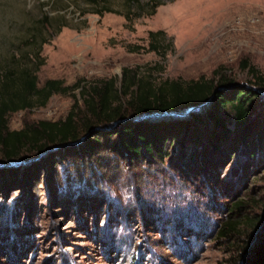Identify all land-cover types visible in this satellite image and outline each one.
Masks as SVG:
<instances>
[{"label":"rangeland","instance_id":"obj_1","mask_svg":"<svg viewBox=\"0 0 264 264\" xmlns=\"http://www.w3.org/2000/svg\"><path fill=\"white\" fill-rule=\"evenodd\" d=\"M137 4L139 8L127 0H0V62L12 52L10 38L19 36L45 13L50 19L62 17L64 26L58 28L56 21H50L42 30L46 42L40 46L38 85L50 79L61 80L64 86L78 80L85 85L114 79L118 84L122 69L150 75L156 82H185L209 79L216 68L236 83L245 84L249 77L240 67L242 61L264 76V0H137ZM102 8L115 13L97 15L95 10ZM157 31L163 33V50L153 52L148 33ZM20 50L31 53L35 47L20 45ZM77 93L74 89L71 95L54 94L43 108L11 114L8 129L64 118L73 96L78 99ZM219 160L214 164L216 180L187 181L184 177L178 181L151 175L150 187L142 194L147 211L154 213L155 224L137 211L128 228L110 223L117 226V233L108 241L106 211L102 208V214L96 213L102 206L91 209L96 212H90L94 217L89 220L87 213L75 210L81 207L70 208L52 192L49 183L69 179L64 178L63 169L71 160L62 163L59 159L34 188L24 186L13 191L9 201L0 200V264H224L232 250V243L216 239L224 207L240 199L245 203L241 216L264 217V162L246 160L242 155L229 162ZM104 176L114 178L108 171ZM109 181L114 194L102 200L98 197L95 204L106 201L114 206V196H127L130 203L135 200L130 188L136 187L133 182L125 178L118 183ZM84 191V196L89 195ZM14 200L24 207L26 201L27 207L20 221L13 220L11 225L6 214ZM11 214L15 219L20 216L15 211ZM189 215L197 216L192 220L195 225L183 220ZM106 241L113 243V248L108 249ZM11 245L14 251L8 248Z\"/></svg>","mask_w":264,"mask_h":264},{"label":"trees","instance_id":"obj_2","mask_svg":"<svg viewBox=\"0 0 264 264\" xmlns=\"http://www.w3.org/2000/svg\"><path fill=\"white\" fill-rule=\"evenodd\" d=\"M127 1L140 7L137 0ZM102 12L115 13L108 8L95 10L97 15ZM50 21H56L58 28L64 26L62 17L50 19L42 13L19 36L10 38L8 45L12 52L0 62L1 202L9 201L11 193L21 191L24 186L28 190L34 188L39 178L59 164V159L62 163L71 160V165L63 169L64 178L69 179L64 182L58 178L57 187L49 183L52 192L70 208L81 207L82 210H75L87 213L89 220L96 212L91 209L102 206L96 213L102 214V208L106 211L109 239L117 233V226L110 223L118 222L128 228L137 211L155 224L154 213L147 211L142 194L145 187H150L151 175L171 176L178 181L184 177L187 181L216 180L214 164L220 157L229 162L232 157L242 155L246 160L264 162V76L255 67L241 62V69L249 77L245 84L236 83L216 68L209 79L185 82H156L150 75L122 69L118 84L114 79L85 85L78 80L64 86L61 80L50 79L38 85L36 73L42 65L40 46L46 42L42 30L50 26ZM148 36L152 40L150 51L163 50L161 31L149 32ZM20 45L33 46L35 51H21ZM74 89L78 90V99L72 95L73 104L64 118L52 122L40 120L19 130L8 129L11 114L43 108L52 95H71ZM13 163L17 165L11 167ZM86 163L91 168H86ZM104 171L114 178H106ZM124 178L136 186L130 187L135 196L133 202L114 196L115 207L106 201L95 204L98 197L102 200L114 194L109 180L118 183ZM84 189L89 195L84 196ZM25 193L31 197L30 191ZM79 196L85 200L77 201ZM16 203L14 200L9 210L5 208L6 222L11 225L20 221L27 207L26 201V207ZM243 204L237 199L224 207L225 215L216 232V239L232 243L224 264H264V217L241 216ZM12 211L20 213L18 219ZM196 219V215H189L183 220L194 224L192 220ZM104 245L113 248V243L106 241ZM8 248L14 251L12 245Z\"/></svg>","mask_w":264,"mask_h":264},{"label":"clouds","instance_id":"obj_3","mask_svg":"<svg viewBox=\"0 0 264 264\" xmlns=\"http://www.w3.org/2000/svg\"><path fill=\"white\" fill-rule=\"evenodd\" d=\"M125 198L127 199L128 197L126 196Z\"/></svg>","mask_w":264,"mask_h":264}]
</instances>
